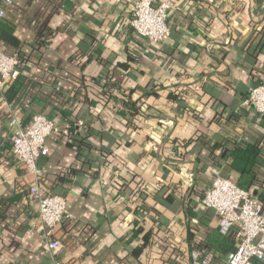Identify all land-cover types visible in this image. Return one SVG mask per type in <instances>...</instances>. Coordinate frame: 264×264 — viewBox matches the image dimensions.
<instances>
[{
  "label": "crops",
  "instance_id": "0c3cea01",
  "mask_svg": "<svg viewBox=\"0 0 264 264\" xmlns=\"http://www.w3.org/2000/svg\"><path fill=\"white\" fill-rule=\"evenodd\" d=\"M137 1L5 7L0 50L21 74L0 89V264L53 262L29 195L37 181L74 214L55 230L62 264H192L195 248L228 264L237 228L203 206L205 191L222 176L264 204V115L244 103L264 82V0H173L162 44L131 27ZM36 114L71 127L47 139L39 179L10 126ZM249 144L253 175L233 165Z\"/></svg>",
  "mask_w": 264,
  "mask_h": 264
},
{
  "label": "built area",
  "instance_id": "2783aa9c",
  "mask_svg": "<svg viewBox=\"0 0 264 264\" xmlns=\"http://www.w3.org/2000/svg\"><path fill=\"white\" fill-rule=\"evenodd\" d=\"M13 0H0V17L5 7ZM173 0H138L131 27L153 43L162 44L171 34L168 25ZM21 74L17 55L0 50V89L16 80ZM247 106L264 115V82L250 89L244 99ZM79 125H83L80 121ZM16 127L11 135L12 150L18 161L25 165L30 174L39 179L42 170L39 160L49 154L47 139L55 134H70V126H60L44 114H36L31 123L22 125L14 117L10 123ZM31 199L38 204L39 225L37 230L48 239V247L53 255L52 264H62L57 251L62 248L60 239L55 238V230L64 219L74 218L68 210L67 197L61 193H48L35 182L29 188ZM204 207L213 209L225 222L228 229L237 228V245L228 256L229 264H262L264 261V204L249 190L239 186L229 178L217 176L202 198ZM192 264H211L213 256L195 248L191 253Z\"/></svg>",
  "mask_w": 264,
  "mask_h": 264
},
{
  "label": "trees",
  "instance_id": "16d2710c",
  "mask_svg": "<svg viewBox=\"0 0 264 264\" xmlns=\"http://www.w3.org/2000/svg\"><path fill=\"white\" fill-rule=\"evenodd\" d=\"M0 24L4 25L1 22H0ZM3 29L4 28L0 27L1 31H3ZM0 35L2 36L1 32H0ZM170 35H169V37H170ZM5 39H7V40L9 39L10 41L14 42V40L12 38H9L7 36H5ZM19 78H20V76L15 81L13 80L14 81L12 83L13 86L17 84ZM11 82H9V83L11 84ZM127 105L131 109H133V111H137L139 109V106H137V103L136 102H132L131 100H127ZM259 153H260V148L258 147V145L249 144V145H247L245 147L244 146H238L235 149L234 153H233V156H234L233 165H234L235 169H237L238 171H240L243 174L253 175V171H254L253 169H254L255 165L257 164V162H258ZM246 185H242L243 188L246 189L247 188Z\"/></svg>",
  "mask_w": 264,
  "mask_h": 264
},
{
  "label": "water",
  "instance_id": "95a60500",
  "mask_svg": "<svg viewBox=\"0 0 264 264\" xmlns=\"http://www.w3.org/2000/svg\"><path fill=\"white\" fill-rule=\"evenodd\" d=\"M256 86H258V85H256ZM256 86H254V87H256Z\"/></svg>",
  "mask_w": 264,
  "mask_h": 264
}]
</instances>
